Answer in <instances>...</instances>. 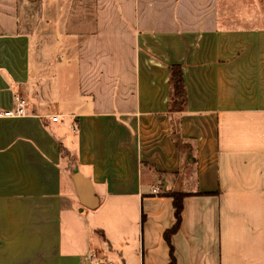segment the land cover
Here are the masks:
<instances>
[{
    "label": "crops",
    "instance_id": "0c3cea01",
    "mask_svg": "<svg viewBox=\"0 0 264 264\" xmlns=\"http://www.w3.org/2000/svg\"><path fill=\"white\" fill-rule=\"evenodd\" d=\"M61 5L0 0V264H264V18L237 23L219 0H69L57 32ZM18 95L27 114L4 115ZM188 167L197 187L175 190Z\"/></svg>",
    "mask_w": 264,
    "mask_h": 264
},
{
    "label": "rangeland",
    "instance_id": "374dc122",
    "mask_svg": "<svg viewBox=\"0 0 264 264\" xmlns=\"http://www.w3.org/2000/svg\"><path fill=\"white\" fill-rule=\"evenodd\" d=\"M59 2L62 3L60 8L61 10H59L58 12L56 11V15L54 16L58 19V24H56V26H53V24L51 23V28L53 30H56L57 32L59 30L64 31L66 29L63 24L68 21L69 17V0H59ZM219 2L222 17H226L227 13H233L234 15L236 14L237 23L245 22L246 25H253L254 23H257L261 21L262 18H264V0H219ZM246 18H250L251 20H243ZM59 21L62 23L61 27L59 25ZM60 44L61 51H63L62 44H64V41L62 40ZM56 46L57 45L52 41L45 42L41 50L44 54L49 55V53H52L54 52V50H56ZM57 50L59 51V47ZM186 165H188V163ZM197 178V170L192 171L189 169V167L183 168L181 173L176 177L175 190H194L198 185ZM91 213H93V211L87 210V212H85V215H91ZM100 248V246H97V249Z\"/></svg>",
    "mask_w": 264,
    "mask_h": 264
},
{
    "label": "trees",
    "instance_id": "16d2710c",
    "mask_svg": "<svg viewBox=\"0 0 264 264\" xmlns=\"http://www.w3.org/2000/svg\"><path fill=\"white\" fill-rule=\"evenodd\" d=\"M171 81H172L173 88H174V94H173L174 103L177 106L181 107V105H183L186 101V87H185L183 73H182V69L180 65H173L171 67ZM171 194L175 197L174 204L176 207L177 223L171 230L167 231L165 234L168 243H170L171 235L175 233L180 226L181 217H182L181 215H182V210H183V197L185 196V193L173 192ZM171 253H173L172 246H171ZM173 263H174V260L172 264Z\"/></svg>",
    "mask_w": 264,
    "mask_h": 264
},
{
    "label": "built area",
    "instance_id": "2783aa9c",
    "mask_svg": "<svg viewBox=\"0 0 264 264\" xmlns=\"http://www.w3.org/2000/svg\"><path fill=\"white\" fill-rule=\"evenodd\" d=\"M29 102L26 98L18 95L16 97L15 108L5 111L3 114L7 116H24L27 114ZM53 121H58L59 116H53ZM89 260L92 264H113L108 258L98 255L95 251H91L89 254Z\"/></svg>",
    "mask_w": 264,
    "mask_h": 264
},
{
    "label": "water",
    "instance_id": "95a60500",
    "mask_svg": "<svg viewBox=\"0 0 264 264\" xmlns=\"http://www.w3.org/2000/svg\"><path fill=\"white\" fill-rule=\"evenodd\" d=\"M75 179L78 184L79 196L83 206L88 208H94L97 205L95 196L93 193V187L89 179L84 178L80 173H75ZM90 199V201L86 199ZM93 198V201H92Z\"/></svg>",
    "mask_w": 264,
    "mask_h": 264
}]
</instances>
